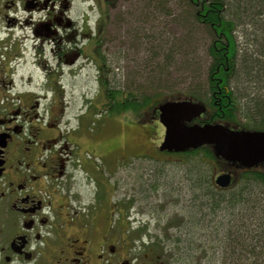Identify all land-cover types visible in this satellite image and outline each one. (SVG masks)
<instances>
[{
    "label": "flooded vegetation",
    "instance_id": "1",
    "mask_svg": "<svg viewBox=\"0 0 264 264\" xmlns=\"http://www.w3.org/2000/svg\"><path fill=\"white\" fill-rule=\"evenodd\" d=\"M93 1L97 15L79 19L74 0H0V264H162L132 237L133 222L112 219L130 205L116 201L103 215L99 184L87 202L73 190L79 167L89 174L88 155L108 151L88 130L90 116L110 109V3ZM86 66L97 71V94L69 110L68 86ZM225 90L214 94L218 110L206 104L195 121L264 130L239 116L214 121L227 106H243L238 97L223 102ZM127 111L136 113L134 121ZM143 111L115 114L138 136L148 132L139 123ZM148 112L146 120L160 123L157 107Z\"/></svg>",
    "mask_w": 264,
    "mask_h": 264
},
{
    "label": "rangeland",
    "instance_id": "2",
    "mask_svg": "<svg viewBox=\"0 0 264 264\" xmlns=\"http://www.w3.org/2000/svg\"><path fill=\"white\" fill-rule=\"evenodd\" d=\"M226 3L228 12L238 23L235 35L239 53L249 60L260 59L257 62L264 71L263 0L248 3L226 0ZM183 5L184 0H112L108 6L110 16L105 48L110 56L112 88L133 90L137 86L142 94L161 92L166 95L184 93L192 85L205 81L210 62L207 54L209 32L193 21L191 9L187 6L185 9ZM239 7L242 8L238 10ZM183 10L189 12L190 17L186 26ZM261 11L262 17L257 14ZM73 13L78 18L86 13L94 17L98 10L93 0H74ZM238 69L232 75L231 84L236 95L246 97L242 110L252 116L249 104L252 101L248 99L255 103L264 101V82L257 86L248 84L247 76L240 66ZM96 76L97 71L91 66L79 72L76 81L68 86L69 110L79 109L85 95L92 99L97 94ZM259 109L263 111V106ZM148 111H143L139 119L140 125L148 130L141 136H135L122 126L120 116L114 112L90 116L92 124L88 130L91 136L100 139L108 151L88 155L85 164L89 174L79 167L73 190L87 202L93 199L99 184V193L102 198L105 196L103 215L110 214L117 203H123L124 207L130 205L124 214L114 211L112 219L133 222L132 237L141 239L146 249L160 259L159 263L263 262L264 245L256 242L264 234V211L258 209L259 202L264 204V186L253 185L244 193V200L233 205L222 201L215 215L209 214L211 190L217 188L213 176L228 170V166L214 165V171H210L207 163H203L201 167L206 179H198L197 172L192 175L191 161L187 163L180 156L159 151L165 130L157 120H146ZM254 113L258 114L257 110ZM135 114L127 111V119L134 121ZM239 117V121H247L244 116ZM237 190L236 183L230 192L222 193L223 199H228ZM229 230L237 232L233 237L242 236L255 244L254 252L251 248L241 249L239 245L234 246L232 252L231 241L225 236ZM187 252L194 256L185 259ZM237 258H241L238 263Z\"/></svg>",
    "mask_w": 264,
    "mask_h": 264
},
{
    "label": "trees",
    "instance_id": "3",
    "mask_svg": "<svg viewBox=\"0 0 264 264\" xmlns=\"http://www.w3.org/2000/svg\"><path fill=\"white\" fill-rule=\"evenodd\" d=\"M243 1H246L248 3L249 1L251 2L254 0ZM106 2H109L111 4L112 0H106ZM184 5L182 7H184L185 9L186 6L191 9L190 17L193 19V21H195V23L209 32L207 54L209 56L210 62L207 67L205 81L197 85H192L193 87L185 91L184 93L174 92L166 95H162L161 92L142 94L136 88L137 86L133 90H120L112 88L110 85L109 95L107 96V98L110 99L109 111H111V113L114 112L115 114L120 110L123 111L138 108L142 109V111L150 110L156 108L161 102L167 99L177 100L185 98L208 104V106L211 107L212 113L214 109L218 110L216 97L214 96V94H218V92L220 91L222 93L219 94H226L225 89L227 88H229L230 90L227 94L228 97L222 99V101L226 103L229 99H235L236 97H238L240 99V105H243V99H245L246 97L242 98L236 95V93L234 92L235 90L231 84L232 75H234V73L239 70L238 66H240V70H242L247 76L248 79L246 80L248 84L257 86L259 85V83L264 82V71L259 65L260 63L257 62L261 60L254 57H251L252 59L249 60L247 59V57H245V54L241 56V54L239 53L240 46L237 43L238 41L235 35V30L238 23L230 14V12H228L229 9L227 8L226 0H184ZM241 8L242 7H239L238 10ZM188 14L189 12L183 10L182 18L183 22H185V26L189 22L188 19L190 17L188 16ZM257 14L262 17L263 11L258 12ZM236 15L237 17H239V12ZM261 19L264 21V18ZM262 55L264 56V54ZM249 100L253 103H251L253 117L246 111H243L242 106L239 109L237 107L230 108L229 106H227L225 111L221 113L219 111L217 114L214 113V121H219V119L228 121L232 118H235L236 116H244L247 119V123L249 126L262 127V125H264V120H260L259 118L264 117V101L255 103L254 100L248 99V101ZM260 105L263 106V111L259 109ZM256 110L258 114L254 113ZM248 129L250 128L248 127ZM161 153L180 156L187 163L191 161L193 166L191 173L192 175H194L196 172L199 173L200 178L198 179L200 180L206 179V176H204L201 167L203 163H207V166L209 167L208 169L210 171H214V165L220 166L221 164L227 165L228 170L231 171L232 169V172H234L233 169H237L235 174L236 180L234 181V184H231L228 187H219L216 185L217 188L211 190L212 201H210L211 203L208 202L209 214L215 215L217 211L216 209L217 207L221 206L222 201L228 202L229 204L233 205L235 202L244 200V198H246L244 193L246 191H250L253 185L260 184L264 186V163H261L252 168H246L238 163L233 164L231 162H227L217 155L216 150L212 145H203L197 149H190L185 152L171 153L168 151H162ZM236 183L238 189L236 193L230 195L228 199L224 200L222 197V193L230 192V189ZM259 205L260 208L258 209L263 212L264 204H262V202H259ZM255 208H257L256 205ZM227 210L229 211L230 209ZM233 233L237 232H232L231 230H229V232L225 234L226 238L231 241L230 245L232 246V252L233 247L238 245L241 249L251 248V252H254V248H257L255 244L248 242L242 236L236 235L233 237ZM263 236H260L259 240L257 239L256 243H258L259 245H264V239H262ZM247 243H249V245H247ZM263 247L260 246L261 249ZM186 254L187 255L185 256V259H188V257L192 258L194 256V253L192 252H187ZM240 259L241 258L236 259L237 263L240 261ZM255 264H264V261L259 263L256 262Z\"/></svg>",
    "mask_w": 264,
    "mask_h": 264
},
{
    "label": "water",
    "instance_id": "4",
    "mask_svg": "<svg viewBox=\"0 0 264 264\" xmlns=\"http://www.w3.org/2000/svg\"><path fill=\"white\" fill-rule=\"evenodd\" d=\"M165 134L160 151L185 152L203 145L214 146L219 157L246 168L264 163V130L235 129L222 123H199L195 120L206 113L207 105L193 99H168L157 106ZM231 171L215 178L219 187H228Z\"/></svg>",
    "mask_w": 264,
    "mask_h": 264
}]
</instances>
